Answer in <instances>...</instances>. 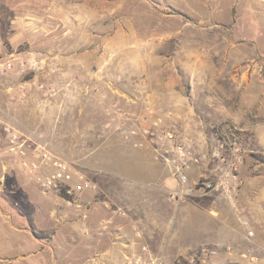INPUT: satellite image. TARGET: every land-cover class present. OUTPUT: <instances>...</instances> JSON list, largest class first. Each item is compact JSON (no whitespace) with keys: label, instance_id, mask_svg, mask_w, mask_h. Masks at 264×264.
I'll return each instance as SVG.
<instances>
[{"label":"rangeland","instance_id":"1","mask_svg":"<svg viewBox=\"0 0 264 264\" xmlns=\"http://www.w3.org/2000/svg\"><path fill=\"white\" fill-rule=\"evenodd\" d=\"M146 73L175 80L174 89L194 105L189 123L205 118L203 131L217 149L221 136L234 135L241 156L234 202L217 196L242 226L240 236L221 239L217 248L201 237L224 235L226 228L189 220L188 235L205 242L167 258V264H264V232L258 225L264 229V209L254 191L264 174V155H246L243 124L203 117L209 98L229 112L251 111V123H264V0H0V264H68V250L62 246L55 250V233L60 229L67 236L74 207L81 206L75 212L80 217L85 212L75 193L69 205L37 185V177L52 171L38 154L39 145L48 151L49 147L39 140L46 132L38 128L37 111L91 106L94 102L71 93L98 96L107 85L131 90L129 83ZM247 90L252 98L244 105ZM89 115L93 121H85L99 128L95 123L102 124L100 114ZM167 115L184 133L178 124L181 114ZM88 138V151L99 152V137ZM83 144L79 149L84 150ZM58 158L78 174L92 171L84 166L102 164L97 158L75 162ZM208 158L215 168L213 155ZM246 158L251 159L247 169L251 181L256 180L252 209L238 200ZM41 234L48 239H40ZM74 245L70 262L78 264L85 257L83 244Z\"/></svg>","mask_w":264,"mask_h":264},{"label":"crops","instance_id":"2","mask_svg":"<svg viewBox=\"0 0 264 264\" xmlns=\"http://www.w3.org/2000/svg\"><path fill=\"white\" fill-rule=\"evenodd\" d=\"M246 81L250 88L249 81ZM106 82L111 83L110 80ZM129 84L134 86L131 90L112 89L107 85L98 94L99 97L91 93L85 96L71 93L72 97L87 98V101L94 102L91 106H53L37 111L38 128L46 132L40 135L39 140L49 147L53 156L69 162L91 161L95 158L102 162L95 168L84 166L92 171L80 173L91 188H82L76 178L71 182L85 212L80 217L75 212L81 206L74 207L67 222V236L60 229L55 233V246L56 239L58 245L55 250L61 246L68 250V264H71L70 251L74 250L76 241H82L85 254L78 264H128L137 258L141 260L140 264H167V258L193 250L205 241L218 248L221 239H230L237 234L240 236L242 226L235 222L230 206L215 193L201 195L193 192L177 202L169 199L170 191L179 188L169 169L155 158L146 143L135 146L140 140L119 128L121 116L114 105L139 118L148 116L149 112L181 114L178 122L184 132L181 134L190 138L192 147L202 154L198 155L201 164L189 172L190 183L211 178L215 171L208 157L217 153V145L203 131L207 120L198 118L194 123H189L191 119L188 114L194 105H189V96L174 89L175 80L171 78H155L146 73L137 78L136 83ZM87 89L90 90V86ZM246 92L244 105L250 103L252 98L251 91ZM97 100L98 105L95 103ZM206 101L204 109L207 115L203 117H225L222 121L229 119L233 124H243L241 144L246 155H264V123H251V111L229 112L219 103L214 105L209 98ZM94 112L99 113L103 120L102 124L95 123L100 125L99 128L95 127L96 135L93 133L94 124L85 121L89 118L93 121L89 114ZM130 126L129 123L128 128ZM93 136L99 137V152L94 148L91 151L87 149L88 137ZM82 143L84 150L79 149ZM250 165L251 159L246 158L241 170L244 186L238 198L248 209H252L251 189L256 185V180L251 181L247 172ZM257 183L260 187L254 190L258 194L255 200L264 209V174ZM189 220H206L224 226L226 230L222 232L224 235L213 232L201 237L205 241L196 242L194 232L188 235ZM258 225L264 232L262 225ZM32 237L35 238L33 234Z\"/></svg>","mask_w":264,"mask_h":264},{"label":"built area","instance_id":"3","mask_svg":"<svg viewBox=\"0 0 264 264\" xmlns=\"http://www.w3.org/2000/svg\"><path fill=\"white\" fill-rule=\"evenodd\" d=\"M10 67L9 64L8 68ZM114 107L121 116L122 122L119 128L129 136L140 140L135 143V146H142L143 143H146L153 151L155 158L163 162L169 169L172 178L179 187L170 191V200L181 201L189 194L196 192L201 195L215 193L230 203L234 202L240 185L238 162L241 156L239 155L237 137L234 135L233 138L221 136L218 142V153L213 155L216 160L213 176L190 183L189 172L201 164V158L192 147L190 138L176 130L170 116L167 113L149 112L148 116L139 118L123 111L117 105ZM129 123L131 126L128 128ZM7 131L10 132V130H6V133ZM11 136L16 138L15 135L11 134ZM38 150L42 162L48 163L52 168L51 173L36 178L37 185L43 192L59 194L64 190L66 195L73 197L74 190L71 187V182L74 178L80 182L82 188H91L80 174L73 172L68 163L53 156L46 146L39 145ZM67 203L72 205L70 201ZM134 262L140 264L141 260L137 258Z\"/></svg>","mask_w":264,"mask_h":264},{"label":"trees","instance_id":"4","mask_svg":"<svg viewBox=\"0 0 264 264\" xmlns=\"http://www.w3.org/2000/svg\"><path fill=\"white\" fill-rule=\"evenodd\" d=\"M58 196H59L61 199H63L64 201H69V200L71 199V196L66 195L65 192H64V190L60 191L59 194H58ZM35 235H36V234L34 233V236H35ZM42 235H44V234H41V235H40V239H48L47 237L42 236ZM35 237H37V236H35ZM38 237H39V236H38Z\"/></svg>","mask_w":264,"mask_h":264},{"label":"bare ground","instance_id":"5","mask_svg":"<svg viewBox=\"0 0 264 264\" xmlns=\"http://www.w3.org/2000/svg\"><path fill=\"white\" fill-rule=\"evenodd\" d=\"M7 132H9V131H7Z\"/></svg>","mask_w":264,"mask_h":264}]
</instances>
